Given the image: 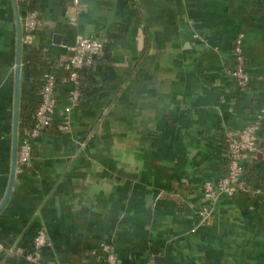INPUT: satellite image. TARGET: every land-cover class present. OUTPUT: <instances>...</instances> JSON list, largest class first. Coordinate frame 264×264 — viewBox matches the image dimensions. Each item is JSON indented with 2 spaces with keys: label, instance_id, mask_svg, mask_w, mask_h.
I'll return each mask as SVG.
<instances>
[{
  "label": "crops",
  "instance_id": "1",
  "mask_svg": "<svg viewBox=\"0 0 264 264\" xmlns=\"http://www.w3.org/2000/svg\"><path fill=\"white\" fill-rule=\"evenodd\" d=\"M27 10L38 55L23 44L25 9L0 0V264H29L8 251L27 252L39 229L53 264H103L101 242L119 264H264V123L244 163L249 191L221 198L197 227L203 183L227 171L225 133L264 107V0H80L77 15L71 0H30ZM77 34L104 49L82 72L70 132L58 131L60 80L53 122L21 167V103L39 104L44 60L56 66ZM238 35L243 91L230 74Z\"/></svg>",
  "mask_w": 264,
  "mask_h": 264
},
{
  "label": "built area",
  "instance_id": "2",
  "mask_svg": "<svg viewBox=\"0 0 264 264\" xmlns=\"http://www.w3.org/2000/svg\"><path fill=\"white\" fill-rule=\"evenodd\" d=\"M80 0H71L74 13L77 15ZM21 8L25 9L23 15V44L32 46L35 40V31L38 26V14L35 11L27 10L30 0H15ZM69 23L75 25V15H67ZM242 36L238 35L234 40L233 56L235 66L230 72L239 90L247 89L249 85V75L245 70V60L243 57ZM65 53L57 57V65L69 71L67 84L69 85L67 98L68 107L62 115L58 124V131L61 133L70 132L69 111L77 106L81 98V73L90 67L93 59L100 56L104 49V44L98 39L75 35L71 45H65ZM56 77L53 72H46L42 77V87L40 89V101L34 113V123L28 131H25L19 144L18 163L26 166L32 155L33 145L36 140L49 129L53 122V115L56 108L55 87ZM264 123V107L257 113L255 121L241 129L228 130L225 133L226 153L228 159L227 171L217 181H206L202 185V198L206 205L198 213L197 227H201L211 217L213 206L223 197L232 198L240 193L249 191V187L244 178V163L250 160L255 153L259 152L258 132ZM264 164V152L262 153ZM197 228L193 229L195 232ZM48 240L43 229H39L33 239L32 245L27 252L21 248L9 250L15 253L29 264H53L45 262L42 258V249L47 247ZM98 251L101 252L100 261L103 264H119L113 245L104 242L99 243ZM97 250L92 251L93 254ZM146 264H158L153 259H149Z\"/></svg>",
  "mask_w": 264,
  "mask_h": 264
},
{
  "label": "trees",
  "instance_id": "3",
  "mask_svg": "<svg viewBox=\"0 0 264 264\" xmlns=\"http://www.w3.org/2000/svg\"><path fill=\"white\" fill-rule=\"evenodd\" d=\"M36 31H37V29H36ZM36 31H35V34H36ZM29 47H31V46H27V48L29 49V54L30 55H35V54L38 55L39 54L38 52L37 53L32 52V49H30ZM29 59L31 61L32 58L29 56ZM44 62H46L49 65V67H50L47 72H53L54 73V75L56 77V82H58L60 80H64L65 82H67L68 76H69V71L68 70L63 69L62 67H59L58 65L55 66L50 60L45 59ZM81 75H82V73H81ZM83 77H82V80H81V89H80L81 93H82V90H83V86H82L83 85ZM40 86L42 87V79H41V85ZM37 106L34 107L33 104H31L29 102L21 103L20 112H19V127L20 128H24V129H26V131L31 129V127H32V125L34 123V113L36 111ZM244 169H245V167H244Z\"/></svg>",
  "mask_w": 264,
  "mask_h": 264
},
{
  "label": "water",
  "instance_id": "4",
  "mask_svg": "<svg viewBox=\"0 0 264 264\" xmlns=\"http://www.w3.org/2000/svg\"><path fill=\"white\" fill-rule=\"evenodd\" d=\"M63 46H65V44ZM105 49H107V48H105Z\"/></svg>",
  "mask_w": 264,
  "mask_h": 264
}]
</instances>
